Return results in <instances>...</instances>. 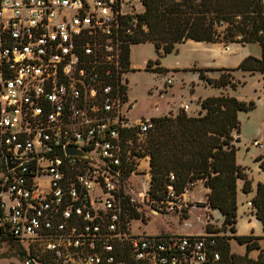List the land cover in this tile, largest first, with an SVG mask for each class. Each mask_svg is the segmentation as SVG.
I'll return each mask as SVG.
<instances>
[{"label": "built area", "instance_id": "1", "mask_svg": "<svg viewBox=\"0 0 264 264\" xmlns=\"http://www.w3.org/2000/svg\"><path fill=\"white\" fill-rule=\"evenodd\" d=\"M142 11V0H0V243L28 264H220L215 234H134L124 210L123 141L152 128L132 120L127 79ZM183 194L139 197L157 214L187 208Z\"/></svg>", "mask_w": 264, "mask_h": 264}, {"label": "trees", "instance_id": "2", "mask_svg": "<svg viewBox=\"0 0 264 264\" xmlns=\"http://www.w3.org/2000/svg\"><path fill=\"white\" fill-rule=\"evenodd\" d=\"M142 4L143 11L137 16L138 28L130 38L132 46L150 43L159 56H164L173 52L175 45L186 41L257 44L261 49L260 57L248 56L235 69H217L220 72L217 78L205 74L215 70H193L201 82L218 90L237 87L229 72L260 73L264 77V0H142ZM127 55L129 48L126 58ZM151 66L148 62L146 69ZM156 71L167 72L160 67ZM198 105L196 116L188 115L187 107L179 109L175 115L151 118L152 128L142 138L135 130L130 131L123 141L126 152L121 159L122 168L128 176L136 170L135 158L148 157L147 195L156 202L166 198L168 187L181 195L189 187L202 183L208 189L206 202L196 205L218 210L223 217L220 228L205 226L206 233L215 234L220 264H264V237L218 235L226 231L235 233L237 181L243 182L241 191L244 194L251 191L246 169L237 163L239 138L234 134L240 132L238 113L252 111L255 103L220 93L200 99ZM259 160L257 157L256 161ZM251 205L264 229L263 184L257 185ZM124 210L130 219L142 218L137 208L131 206L128 196L124 200ZM230 239L246 245L244 256L230 252ZM258 239L263 242L262 248ZM7 243L16 245L19 254L26 256L20 245L12 241ZM254 249H260L255 260L248 257Z\"/></svg>", "mask_w": 264, "mask_h": 264}, {"label": "rangeland", "instance_id": "3", "mask_svg": "<svg viewBox=\"0 0 264 264\" xmlns=\"http://www.w3.org/2000/svg\"><path fill=\"white\" fill-rule=\"evenodd\" d=\"M248 56L260 57L259 45L186 41L175 45L173 52L159 56L152 44L144 43L131 46L130 64L134 69L127 74L129 95L134 106L131 112L132 120L175 115L184 106L188 107L185 111L188 115L196 116L199 111V100L217 96L218 91L241 101L255 103L252 111L238 113L240 132L239 135L234 134V137L239 138V142L236 143L237 163L246 169L251 183V191L248 194L241 191V181L237 188L236 236L262 233L261 224L251 216L253 211L251 200L256 194L257 185H264V77L260 73L229 72L237 87L218 90L200 82L197 72L193 69L215 70L205 74L217 78L220 74L217 69H235ZM148 62H151L152 66L146 69ZM157 67L167 72L160 73L156 71ZM257 157H260L259 161H256ZM135 162L134 175H131L124 186L130 203L132 202L142 217L131 223V231L134 234L171 233L198 236L206 232L207 224L213 228H220L218 226H221V214L218 210L210 209L207 212L203 206L196 205L197 200H201V204L206 202V194L200 188L193 189L194 197L189 209L172 211L161 209L155 214L153 212L155 208L150 202L145 199L142 201L139 197L140 193L146 194L148 190V157L135 158ZM234 242L231 240L229 243L231 251L233 253L241 251L245 254L246 247L239 248ZM28 262L27 253L26 256L20 255L16 245L0 243V264Z\"/></svg>", "mask_w": 264, "mask_h": 264}, {"label": "crops", "instance_id": "4", "mask_svg": "<svg viewBox=\"0 0 264 264\" xmlns=\"http://www.w3.org/2000/svg\"><path fill=\"white\" fill-rule=\"evenodd\" d=\"M210 77V76H209ZM200 81V80H199ZM201 82V81H200ZM218 95H220V92L218 91ZM217 95V96H218ZM208 97H210V96H208ZM204 98H206V97H204ZM204 98H202V99H204ZM148 169H149V167H148ZM148 179H150V174L148 175ZM240 181L241 180H238L237 181V188H238V186H239V183H240ZM242 182V181H241ZM242 185H243V182H242ZM148 187H149V184H148ZM197 188H200V189H202V191H204L205 192V194L208 192V189H206L204 186H203V184L202 183H197V184H195L194 186H191L190 188H188L185 192H184V194H183V198L186 200V204H187V209H189L190 208V205L192 204V198L194 197V193H193V189H197ZM242 188V187H241ZM254 198V197H253ZM252 198V199H253ZM205 200H206V195H205ZM196 201V200H195ZM194 201V202H195ZM197 202L198 203H200V202H202L201 200H197L196 201V204H197ZM203 208H205L206 210H207V212L210 210L209 208H207V207H203ZM253 209V208H252ZM251 216L252 217H254L255 219H256V217H255V215H254V209H253V211H252V213H251ZM222 221H223V217H222V215H221V224H222ZM256 221H259L258 219H256ZM259 223L261 224V234L260 235H255V234H249V235H247V236H253V237H255V238H262V237H264V229H263V226H262V223L259 221ZM218 227H221V226H218ZM176 235H178V234H176ZM184 235H192V234H184ZM219 235L220 236H230V237H232V236H236V224H235V233L234 234H232L231 232H229V231H226L225 233H219ZM231 240H234V239H230L229 241H228V243H230V241ZM235 241V240H234ZM236 242V241H235ZM234 242V243H235ZM237 243V242H236ZM257 243L259 244V246H260V248H262L263 247V242H262V240H260V239H258L257 240ZM237 245H238V247L239 248H242V247H246V245H241V244H238L237 243ZM230 252L231 253H233L232 251H231V249H230ZM246 252H247V249L245 250V254H246ZM260 253V249H254V250H252V251H250L249 252V254H248V257L249 258H251V259H257V256H258V254ZM233 254H236V255H238V256H244L245 254L243 253V252H241V251H239L238 253H233Z\"/></svg>", "mask_w": 264, "mask_h": 264}, {"label": "water", "instance_id": "5", "mask_svg": "<svg viewBox=\"0 0 264 264\" xmlns=\"http://www.w3.org/2000/svg\"><path fill=\"white\" fill-rule=\"evenodd\" d=\"M66 153L68 155H72V156H83L84 153L81 151V150H78V149H73V148H67L66 149ZM23 160L21 159H18V160H15V163H11V160L7 159V168L8 170H12L14 167L20 165L22 163ZM32 264V262H31Z\"/></svg>", "mask_w": 264, "mask_h": 264}, {"label": "bare ground", "instance_id": "6", "mask_svg": "<svg viewBox=\"0 0 264 264\" xmlns=\"http://www.w3.org/2000/svg\"><path fill=\"white\" fill-rule=\"evenodd\" d=\"M148 177V176H147Z\"/></svg>", "mask_w": 264, "mask_h": 264}]
</instances>
